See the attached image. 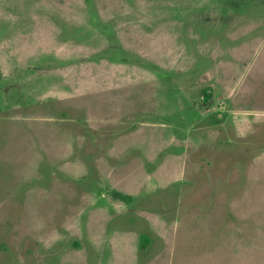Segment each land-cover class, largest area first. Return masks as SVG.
Listing matches in <instances>:
<instances>
[{"label": "rangeland", "instance_id": "374dc122", "mask_svg": "<svg viewBox=\"0 0 264 264\" xmlns=\"http://www.w3.org/2000/svg\"><path fill=\"white\" fill-rule=\"evenodd\" d=\"M0 264H264V0H0Z\"/></svg>", "mask_w": 264, "mask_h": 264}, {"label": "trees", "instance_id": "16d2710c", "mask_svg": "<svg viewBox=\"0 0 264 264\" xmlns=\"http://www.w3.org/2000/svg\"><path fill=\"white\" fill-rule=\"evenodd\" d=\"M203 93H204L205 97L209 96V94L207 93L206 89H204ZM143 238H144V242H142V245L145 244V236H143Z\"/></svg>", "mask_w": 264, "mask_h": 264}]
</instances>
